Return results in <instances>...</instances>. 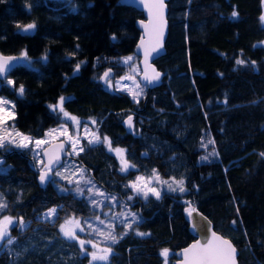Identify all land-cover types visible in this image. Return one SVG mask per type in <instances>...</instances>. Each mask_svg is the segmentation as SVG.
<instances>
[{"label":"trees","instance_id":"16d2710c","mask_svg":"<svg viewBox=\"0 0 264 264\" xmlns=\"http://www.w3.org/2000/svg\"><path fill=\"white\" fill-rule=\"evenodd\" d=\"M168 7L166 52L155 61L163 81L144 88L137 103L100 77L109 69L124 73L119 60L136 56L142 12L120 0H0V53L26 51L33 64L20 62L8 75L24 86L23 97L3 79L0 94L14 100V128L34 138L61 124L48 106L70 97L65 111L97 121V135L125 149L136 166L121 172L104 143L84 141V151L71 157L136 209V230L148 234H124L106 264H164L165 248L172 264L195 239L189 204L235 244L239 264H264V0H168ZM31 23L34 29L22 30ZM130 115L135 134L122 124ZM0 157L2 213L26 222L23 231L11 229L13 243L3 246L0 264H90L78 242L60 232L68 219L96 213L86 197L61 192L52 180L41 187L28 150L0 147ZM153 169L185 181L186 190L128 200L134 194L126 185ZM50 209L53 223L40 219Z\"/></svg>","mask_w":264,"mask_h":264},{"label":"rangeland","instance_id":"374dc122","mask_svg":"<svg viewBox=\"0 0 264 264\" xmlns=\"http://www.w3.org/2000/svg\"><path fill=\"white\" fill-rule=\"evenodd\" d=\"M263 17H264V9H263ZM262 21L264 23V20H262ZM262 45L264 46V43ZM20 56H21V54L19 55V57ZM130 56L133 57V60L130 61L128 64L123 63L124 57L119 60V63L124 65V67H125L124 73H122L118 76L112 75L110 77L111 86H109V84L105 81L106 88L117 91V92H124V93L129 94L127 90H120V89L131 88L133 90L138 91L139 89L136 88V85L139 84L140 88H142L144 91V88H146V86L141 84V82L139 80L140 72H141L140 67H139V57L137 55H136L137 57L136 56L134 57V55H130ZM137 59H138V61H137ZM19 60L21 63L25 64L26 66H33L32 59L29 57H28V59H19ZM133 68H135L136 70L133 71ZM125 76H132L134 79H132V80H128V79L121 80V77H125ZM7 79L13 80L11 77H8V76H7ZM7 79H3L4 83H6V84H7ZM0 84H1V82H0ZM10 86L13 87L15 89V91L19 87V85H17V86L10 85ZM16 94L18 95L17 91H16ZM143 94L144 93L142 92V94L138 97V100L143 96ZM0 97L4 98L5 100L10 101V102H12V104H14V100H12L10 98H8L2 94H0ZM6 107H9V106H6ZM13 111H14V115H15V110L13 109ZM59 114L62 116L61 124L56 126V127L49 128V130L46 132L45 135L34 138V137H31L29 135L24 134V136H28L31 138V142L29 143L28 148H21V147L17 146L22 138L20 136H17L16 133H21V132H19L18 130H16L14 128V123H13L12 119L7 120L4 125L0 126V135H3L5 138L3 147L11 148L12 146H14L16 148L18 147L21 150H28L32 154V156L34 157V160H35L37 167L40 169H42L43 165H44L43 159L41 157V152L43 151L44 148H46L48 145H50L54 141H59V140L66 141L69 145V148L71 150L72 155L74 157H76L77 154H75L73 152L71 141H69L68 136H71L73 139H76L77 137L79 138V144L77 145V150H78L79 147H81V146L84 147V145H83L84 141H86L88 143V139L91 138L93 133H95L97 135V123L93 124L92 123L93 119L82 120V119L76 117L77 120L80 121V126H79V128H77V126L73 123L72 120L65 118L63 116V114H61V113H59ZM70 116H74V115L70 114ZM85 125H87V129H85ZM64 129H67L68 136H66L64 134ZM52 130H55V131H52ZM101 139H103V138H101ZM37 140L46 141V142L37 145L36 144ZM12 141H15V142H12ZM93 145H96V144H93ZM112 147L113 148H120V147H114V146H112ZM106 148L108 150L107 145H106ZM121 149H123V148H121ZM110 152L117 157V159L120 163V166H121L120 156H118L114 151H110ZM124 158H125V153H124ZM0 161H3L2 157H0ZM65 169H67V170H65ZM81 169L83 170L82 172L79 171ZM56 171H60L63 174V178L61 176H55L53 174V176H52L53 179H51V180L54 181V184L56 185V187L57 186L60 187L59 190L61 192H67V191L71 190L79 196L86 197V200L89 203V205L91 206V208L96 211V213L94 215H92L88 218H81V217H75L74 218L73 217V218H70L67 220V221H69V220H72V221L79 220L80 221V227L83 228L84 231H80V228H75L74 224L73 225H66V227H74L75 228V232H76V235L78 237L77 239H69L68 237H65L63 232H61V230H60L61 235L68 240L78 242L80 248H81V245L79 243L80 240L91 241L92 243L85 244L84 248H81L82 253L88 255V257L90 258V264H92V263H105V262H100V261L92 262L89 253L99 252L101 249H106L109 247L112 249L113 248L112 240L105 238L106 236H108L109 233H111L112 235H115L118 238V240L124 234H127L131 231H135L137 233L136 224L140 222V216H139L137 210L132 208V206H130L126 202L122 201L117 195L112 194L111 192H109L106 189H104L103 187H101L92 178L91 174L89 172H87L86 169L78 163V161H75L72 158H67L63 164V167L60 166L59 168L56 169ZM142 177H144L145 180H148L149 178H152V174L148 177H146V176H142ZM159 177H160L159 181L152 178L151 182L147 186L152 187V188H156V190L161 193V192H164L165 190L170 191L168 188V184H171L173 188H177L176 191H171L172 193H182L178 190V186L175 183L176 181H180V180L173 179V178L167 180V179H164L160 175H159ZM88 180H91L92 184H94L97 188H100L101 191H103L107 197H116V201L110 203L108 200L105 199L104 196L90 197L88 192H87V189L89 187H92V185L86 183V181H88ZM77 181H79V185H77V183H76ZM163 181H167L168 183L165 184V183H163ZM77 187L84 189L83 195H80L79 193H77V191H76ZM183 187L186 190L185 181H183ZM145 190H147V189H145ZM133 194L134 195L132 197H139L141 199H145L143 194L137 195L135 192H133ZM150 195H153V194L149 192L148 196H150ZM91 199L104 201L105 206L102 209L94 207L91 203ZM0 202L5 204L2 201L1 197H0ZM2 210H0V220H2L4 216H9V217L13 218V223L11 225H9V228H8L9 235H10L11 229L14 227L17 228L19 231H23V229L26 227V222L22 221L20 219H17L16 217L2 213ZM48 212L49 211L43 213L40 216V219L53 223L55 218H56V213H55V215L49 216ZM121 212H123L127 215L126 216L116 215V214L121 213ZM104 213H108V214L105 215ZM131 213L136 214L135 219L133 218ZM97 216L100 217V220L104 221L103 224L100 223V220L96 219ZM63 224H65V223H63ZM110 224L114 225L115 227L110 228L109 227ZM127 224H131L132 227L128 228L126 226ZM89 225H91V227H89ZM10 237H11V235H10ZM92 244L97 245V247L93 248ZM5 245H9V244H7V238H5L4 241L0 242V251L3 249V246H5ZM113 252L114 251L112 249V253L109 256V260H110L111 255L113 254ZM171 254L172 253L169 251V255L167 257V264H169V262L171 261L170 260ZM163 259H164V264H166V258L163 257ZM108 262H106V263H108Z\"/></svg>","mask_w":264,"mask_h":264},{"label":"snow or ice","instance_id":"6c2138e0","mask_svg":"<svg viewBox=\"0 0 264 264\" xmlns=\"http://www.w3.org/2000/svg\"><path fill=\"white\" fill-rule=\"evenodd\" d=\"M141 3H145V0H141ZM153 3L158 4L160 6V8L162 9L163 0H153ZM237 15H238V13L235 11L232 13L233 17H235ZM152 16H153V10H152V7H149L150 19L152 18ZM159 18L161 20L163 19L162 13L159 15ZM261 19L264 20V17H261ZM143 23L144 22L141 21V24H143ZM17 27L20 28L21 26L17 25ZM34 28H35L34 23L27 24V25L23 26V31L27 32V31L32 30ZM112 39L115 40L116 37L113 36ZM142 46H143V41L141 42V45L139 47H142ZM78 47H79V45H77V48ZM156 50L157 49L155 47L151 48L150 50L146 49L145 50L146 59L149 55H151L152 52H155ZM19 59H28L27 52L23 51L21 53L20 57L0 55V78L7 79V74L9 72L10 68L12 67V62L15 60H19ZM43 59L46 60L47 57L45 56ZM132 60H133L132 56L124 57L123 63L128 64ZM82 63H84V61H81L80 63H77L75 65L74 74L79 71ZM237 63L241 64L244 62L241 60H238ZM135 70L136 69L133 68V71H135ZM110 73H111V69L106 71L102 77V79H104L109 84V86H111ZM159 75H160L159 73H155V75L153 77L145 76V80H147L150 83L152 80L158 79ZM125 79L132 80L134 78L132 76L121 77V80H125ZM7 84L8 85H14V81L11 79H7ZM136 88L139 90L136 91V90H133L131 88L120 89V90H127L129 95L132 96L133 100L138 103L139 102L138 97L142 94L143 89L140 88L139 84L136 85ZM16 91L18 92V95L20 97H23L25 94V88L22 84L19 85V87L16 89ZM69 99H71V98L61 96V97H59L58 101L55 104H50L48 107L53 112L61 113V114H63V116L65 118L72 120L73 123L77 126V128H79L80 121L77 120L76 117L70 116V114L67 111H65L64 104ZM6 106H9V107H6ZM14 108H15V105L12 104V102L7 101L4 98L0 97V126L4 125L7 120L14 118V111H13ZM132 121H133L132 116H128L127 120L125 121L130 128L133 126ZM92 123L96 124L97 121L92 120ZM85 129H87V125H85ZM52 131H55V130H52ZM64 134L66 136H68L67 129H64ZM16 135L20 136L22 138L17 146L21 147V148H28L29 143L31 142V138L28 136H24V134H22V133H16ZM4 139H5L4 136L0 135V147L4 146ZM68 139H69V141H71L72 150L75 154L78 155L79 152L84 151L83 146L79 147V149L77 150V145L79 144V138L78 137L76 139H73L71 136H68ZM12 142H15V141H12ZM45 142L46 141L37 140L36 144L39 145V144L45 143ZM98 143L106 144L108 146L109 151H114L118 156H120V158H121L120 171L121 172H127V171H129V169L136 167L134 164L130 163L127 159L124 158V153L126 151L125 149L113 148L111 140L109 139V137L104 136L103 139H101L100 136L93 133L91 138L88 139V144L93 145V144H98ZM209 143H212V141H209ZM61 151H65V150L62 148ZM68 154L71 155L72 153H68ZM261 155L264 156V153H261ZM59 159H60L59 156H56L55 159H50L49 163L47 165H45L44 168L41 169L40 175H39V180H40L41 184H44L48 181L49 174L53 173L52 165L54 163H58ZM203 159H207V157H204ZM2 163L3 162L0 161V164H2ZM60 166L63 167V165H60ZM65 170H67V169H65ZM79 171L82 172L83 170L81 169ZM53 174L55 176H61L63 178V174L60 171H55ZM152 178L156 179L157 181L160 180L159 174L156 172L155 169H153ZM152 178L145 180L144 177L137 176L136 180L130 182L129 185H126V187L131 188L132 191L135 192L137 195L143 194L145 199L147 198L149 192L152 193L157 199H160L161 193L159 191H157L156 188H152V187L147 186L151 182ZM76 183H77V185H79V181H77ZM86 183L92 185V187H89L87 189V192H88L90 197L104 196L105 199L108 200L110 203L116 201V197H107L105 195V193L103 191H101L100 188H97L94 184H92L91 180L86 181ZM163 183L167 184L168 182L163 181ZM175 183L177 184L178 190L180 192L185 191V188L183 187V181L182 180L176 181ZM168 188L170 191H176L177 190V188H173L171 184H168ZM145 189H147V190H145ZM76 191L80 195L84 194V189H81L80 187H77ZM132 199H133L132 196H128V200H132ZM91 203L94 207L101 208V209L105 206L104 201H99L96 199H91ZM6 207H7L6 204H3L2 202H0V210L4 209ZM55 213H56V209H50L48 212V215L52 216V215H55ZM104 214L107 215L108 213H104ZM116 215L126 216L127 214L121 212V213H118ZM131 215L133 216L134 219L136 218L135 213H131ZM189 215H191V213H189ZM96 219L100 220V217L97 216ZM12 223H13V218L9 217V216H4L3 219L0 220V242L4 241L5 238H7V244L11 245L13 243V239L10 237L9 231H8L9 225H11ZM100 223L103 224L104 221L100 220ZM233 223H235V222H233ZM73 224H74L75 228H80V231H84V229L80 227V221L79 220L66 221L65 224L60 225V230H61V232H63L64 236L68 237L69 239H77L78 238L76 235L74 227H66V225H73ZM126 226L128 228L132 227L131 224H127ZM89 227H91V225H89ZM109 227L114 228L115 226L110 224ZM136 234L139 236L148 235L147 233H142V232H137ZM105 238L111 239L113 243L118 242V238L115 235H112L111 233H109L108 236H106ZM79 243L81 245V248H84L85 244H90L92 242L80 240ZM92 247L96 248L97 245L92 244ZM111 253H112V249L109 247L106 249H101L99 252H91V253H89V255L91 257L92 262L100 261V262H105V264H106V262L109 261V256ZM183 253H184V264H235V255H236L235 247L232 245L231 241L224 239L222 236L217 235L215 232H212V238L210 240L206 241V243H204L203 245H201L199 242H197L196 244L191 245L189 248L184 249ZM160 254L166 258V264H167V257L169 255V250L166 248L162 249Z\"/></svg>","mask_w":264,"mask_h":264},{"label":"water","instance_id":"95a60500","mask_svg":"<svg viewBox=\"0 0 264 264\" xmlns=\"http://www.w3.org/2000/svg\"><path fill=\"white\" fill-rule=\"evenodd\" d=\"M120 1L122 4L126 6L134 7L138 11L142 12L144 15V19H140L137 21V27L141 31V36L137 42L134 53L139 57V67L141 70L139 80L141 84L146 86L149 90L154 89L161 85L162 79H163V74L161 71L158 70L155 64V61L158 58H160L162 55H164L166 52L165 44H166L168 34H169L168 0H163L162 9L160 8L158 4H154L153 0H145V3H141V0H120ZM149 7H152V10H153V16L151 19L149 17ZM161 13L163 17L162 20L159 18V15ZM141 21H143L144 23L141 24ZM142 41H143V46L139 47ZM153 47H155L157 50L155 52H152L151 55H149L146 59L145 50L146 49L150 50ZM0 55L9 56V55H4L2 53H0ZM12 57H19V56L12 55ZM18 64H19V60H15L12 62V67L10 68L7 76L11 73V71ZM104 73L100 77V82L102 83L105 82V80L102 79ZM155 73L160 74L158 79L152 80L150 83L147 80H145V76L153 77ZM112 75H113V72L111 70L110 77ZM1 79H4V78H0V80ZM130 116H132L133 118V121H132L133 126L130 128L128 124L125 122L128 116L124 119L122 124L127 133L135 134L136 133L135 132V117L133 115H130ZM62 148L65 151H61ZM68 153L69 152L66 151L65 144L62 141H55L51 143L46 148H44L43 151L41 152L42 158L44 160V166L49 163L50 159H55L56 156H59L61 161L58 163H54L52 165V168L54 171L55 167L58 166L62 162L63 156H66L69 158L72 157V154L69 155ZM33 169L37 171V174H38L37 181L39 185L41 187H44L49 182L52 173L49 174L48 181L44 184H41L39 180V175H40L41 170L37 169L34 164H33ZM189 213H191V215H189ZM186 218L189 223V229L191 230V233L193 234L195 239L192 241V243H189L187 246L175 252L176 259L174 262H172V264H184L183 250L186 248H189L191 245L196 244L197 242L203 245L204 243H206V241L212 238V232H215L217 235L221 236L219 232L214 230L213 224L211 223V221L191 204L188 205V209L186 211ZM232 245L234 246L233 243ZM235 249H236L235 264H238V253L239 252L236 247Z\"/></svg>","mask_w":264,"mask_h":264},{"label":"bare ground","instance_id":"6f19581e","mask_svg":"<svg viewBox=\"0 0 264 264\" xmlns=\"http://www.w3.org/2000/svg\"><path fill=\"white\" fill-rule=\"evenodd\" d=\"M135 54V53H134ZM158 68V67H157ZM159 70V69H158ZM160 71V70H159ZM162 72V71H161ZM162 74H163V72H162ZM163 77H164V74H163ZM162 81H163V79H162ZM105 83V82H104ZM59 141H61V140H59ZM55 142V141H54ZM64 144H65V147H66V151L67 152H69V153H71V150H70V148H69V145H68V143L66 142V141H62ZM53 143V142H52ZM41 157H42V155H41ZM67 158H69V157H66V156H63V158H62V162L58 165V166H56L55 167V169H54V171H53V173L56 171V169L57 168H59L60 167V165H63L64 164V162H65V160L67 159ZM31 159H33V158H31ZM43 159V158H42ZM61 160L59 159V162H60ZM32 162H33V164L35 165V163H34V159L32 160ZM43 162H44V160H43ZM36 166V168L37 169H39V170H41L40 168H38L37 167V165H35ZM43 167H44V165H43ZM53 173H52V175H51V178H50V180H49V182L44 186V187H46L50 182H51V179H52V176H53ZM37 176H38V174H37ZM197 209V208H196ZM198 211H200L199 209H197ZM201 212V211H200ZM202 213V212H201ZM203 214V213H202ZM204 215V214H203ZM206 216V215H205ZM207 217V216H206ZM208 218V217H207ZM209 219V218H208ZM210 220V219H209ZM211 221V220H210ZM211 223H212V221H211ZM213 224V223H212ZM214 228V227H213ZM215 230V229H214ZM191 231V230H190ZM221 236L222 237H224V238H226L225 236H223L222 234H221ZM226 239H228V238H226ZM230 240V239H229ZM231 241V240H230ZM232 242V241H231ZM192 243V242H191ZM233 243V242H232ZM234 244V243H233ZM234 246H235V244H234ZM236 247V246H235ZM237 248V247H236ZM238 250V249H237ZM239 252V251H238ZM239 254V253H238ZM175 260H173V262H174ZM238 264H239V262H238Z\"/></svg>","mask_w":264,"mask_h":264}]
</instances>
